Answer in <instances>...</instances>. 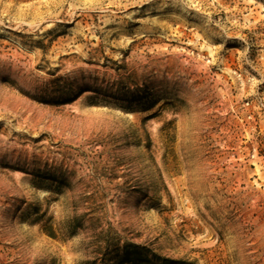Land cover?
Returning <instances> with one entry per match:
<instances>
[{
  "label": "rangeland",
  "instance_id": "obj_1",
  "mask_svg": "<svg viewBox=\"0 0 264 264\" xmlns=\"http://www.w3.org/2000/svg\"><path fill=\"white\" fill-rule=\"evenodd\" d=\"M0 264H264V0H0Z\"/></svg>",
  "mask_w": 264,
  "mask_h": 264
},
{
  "label": "trees",
  "instance_id": "obj_2",
  "mask_svg": "<svg viewBox=\"0 0 264 264\" xmlns=\"http://www.w3.org/2000/svg\"><path fill=\"white\" fill-rule=\"evenodd\" d=\"M85 90L78 92V94L75 96V98L79 97L81 94H83Z\"/></svg>",
  "mask_w": 264,
  "mask_h": 264
}]
</instances>
